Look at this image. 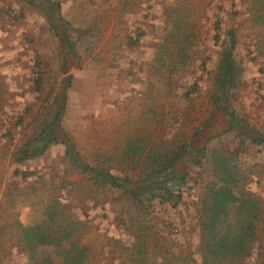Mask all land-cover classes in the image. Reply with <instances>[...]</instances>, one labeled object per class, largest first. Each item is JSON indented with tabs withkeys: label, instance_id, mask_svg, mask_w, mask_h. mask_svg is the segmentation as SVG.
<instances>
[{
	"label": "rangeland",
	"instance_id": "1",
	"mask_svg": "<svg viewBox=\"0 0 264 264\" xmlns=\"http://www.w3.org/2000/svg\"><path fill=\"white\" fill-rule=\"evenodd\" d=\"M183 3L154 0V11L141 7V19L150 14L154 28V64H138L141 41L131 42L142 40L149 25L125 27V0H0V264H67L72 246L75 253L85 250L82 264H214L200 253L195 218L210 181L208 165L193 195L184 191V203L172 209L137 207L117 190L96 189L87 173L69 166L61 144L22 164L13 160L63 83L59 139L71 140L90 167L103 163L126 176L128 189L150 172H142V162L151 144L233 148L235 133L215 138L227 122L210 103L224 41L213 39L217 20L221 36L235 33L234 57L243 69L231 110L250 134L264 133V0ZM36 64L46 73L40 92L33 87ZM141 138L149 146L138 156ZM254 151L244 169L248 189L261 201L258 242L251 258L221 264H264V148ZM185 171L200 173L188 157L174 176ZM22 172L34 176L23 179ZM52 201L63 215L55 225L48 222ZM19 226L40 227L62 245L28 250Z\"/></svg>",
	"mask_w": 264,
	"mask_h": 264
},
{
	"label": "trees",
	"instance_id": "2",
	"mask_svg": "<svg viewBox=\"0 0 264 264\" xmlns=\"http://www.w3.org/2000/svg\"><path fill=\"white\" fill-rule=\"evenodd\" d=\"M52 16L49 15V19ZM53 23V22H52ZM221 22L215 23V43L222 42V51L219 57L216 77L211 94L210 103L215 111L223 112L226 117V128L215 138H221L235 133L233 148L227 149L223 145L212 148H190L179 146L177 149L169 148L160 143L150 145L145 153L142 162V172L146 176L130 185L129 179L121 174H113L103 163L97 167H90L75 149L71 140L59 139L61 130V120L64 114V104L66 101L65 83L61 85L59 92L49 110L38 117V124L34 132L21 145L19 150L13 155L14 162L19 165L28 160L42 157L50 146L61 144L65 148V157L69 166L81 173H87L93 186L102 190H117L123 195H128L134 205L140 207L145 202L156 205H166L170 208L179 207L184 199L186 191L188 195H193L195 186L201 183L200 174L207 167L210 168V181L204 183L203 195L198 198L199 204L195 210L196 228L199 233V250L207 263L221 264L234 263L251 258L258 242L257 224L261 220L262 209L260 199L251 192L249 187V174L244 169L246 156L255 149L256 154L261 153L264 148V133L252 135L245 129L231 110V100L235 92L242 85L243 69L234 57L236 49V35L233 31H227L221 36ZM139 38L136 37L131 42L137 44ZM68 42L66 41V44ZM68 48L72 46L68 43ZM33 87L36 92L43 89L46 73L41 64H36ZM193 90H196L193 87ZM144 144L141 147V155L148 145L146 138H141ZM130 142L129 140H127ZM167 149V150H165ZM127 155V154H125ZM188 157L190 166L200 171L197 176L185 171L179 176H174L178 166ZM111 158V156H109ZM126 156L123 159L126 160ZM149 172V173H148ZM34 176L33 172H22L23 179ZM173 176V180L169 177ZM193 184H190L189 182ZM175 183L177 186L171 188L168 183ZM56 207L50 208L48 212V222L55 225L57 219L62 222L61 209L55 201L50 203ZM65 223L71 224L68 219ZM70 226V225H69ZM19 232L23 245L26 249H34L39 245L61 247L59 239L49 237V234L37 228H23L19 226ZM71 233L64 232L62 239H68ZM72 246L64 255L67 264H82L85 260V250L77 253L73 252Z\"/></svg>",
	"mask_w": 264,
	"mask_h": 264
},
{
	"label": "crops",
	"instance_id": "3",
	"mask_svg": "<svg viewBox=\"0 0 264 264\" xmlns=\"http://www.w3.org/2000/svg\"><path fill=\"white\" fill-rule=\"evenodd\" d=\"M170 1V0H169ZM184 2L183 4H191V5H206L209 3L210 0H173L174 5H179L181 2ZM217 1V0H216ZM231 2V0H230ZM145 4L148 5L149 9H153L154 0H125V6H124V12H125V27L132 31L134 29V24H141L144 22L146 25H149L151 22V15L149 14L146 19H141V16L139 14L141 7H143ZM133 6V7H132ZM154 11V9H153ZM131 13H134V15H131ZM130 34V32H129ZM139 38L140 45L138 48L140 51L136 53V63L138 64H154V28L148 26L146 29V32L144 34V37L136 36ZM138 41V42H139ZM136 44V46H137ZM146 97H150L149 94H144ZM174 97V96H173ZM149 111V110H148ZM154 111V110H153ZM220 112V111H219ZM222 113V112H221ZM154 114V112H152ZM225 116V115H224ZM226 118V117H225ZM218 135V134H216ZM215 136V135H214ZM200 142L201 140L198 139ZM204 144L202 146H196V148H203Z\"/></svg>",
	"mask_w": 264,
	"mask_h": 264
}]
</instances>
